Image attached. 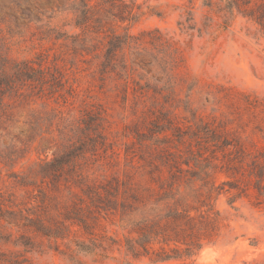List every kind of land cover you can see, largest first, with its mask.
<instances>
[{
	"label": "rangeland",
	"instance_id": "1",
	"mask_svg": "<svg viewBox=\"0 0 264 264\" xmlns=\"http://www.w3.org/2000/svg\"><path fill=\"white\" fill-rule=\"evenodd\" d=\"M75 3L0 0V195L7 198L12 194L19 201L36 195L35 188L20 186L19 178L11 173L22 176L41 161L50 160L56 147L49 139L56 137V129L95 108L107 119L108 137L115 142L118 156L114 158L117 164L100 157L87 173L90 179L122 175L124 144L131 141L123 135L154 117L149 111L153 103L183 126L200 121L208 124L240 145L248 156L233 175L217 153L222 168L212 178L221 188L213 195V207L220 214L218 229L214 242L188 259L152 263L145 257L134 260L126 256L124 238L128 234L111 215L99 219L93 236L70 225L64 239L33 235L31 249L0 242V252L32 264H264V189L257 190L247 172L253 156L264 154V31L236 8L228 9L224 0H134V21L110 19L115 33L127 32L139 39L124 51L127 70L136 69L125 79L117 72L101 75L104 38L111 31L75 28ZM175 49L178 67L171 71L169 61ZM137 52L150 63L145 70L131 63ZM20 62L57 69L62 76L59 91L39 96L20 86L17 94L6 86L14 65ZM163 66H167L166 72L161 70ZM45 114L51 116L52 136L29 130V122ZM62 196L65 201L67 193L63 191ZM91 240L98 246L95 253L77 252L75 241Z\"/></svg>",
	"mask_w": 264,
	"mask_h": 264
},
{
	"label": "trees",
	"instance_id": "2",
	"mask_svg": "<svg viewBox=\"0 0 264 264\" xmlns=\"http://www.w3.org/2000/svg\"><path fill=\"white\" fill-rule=\"evenodd\" d=\"M224 1L228 9L236 8L264 31V0ZM133 5L134 0H76L72 7L77 14L75 28L84 32L111 31L104 38L101 75L117 72L119 77L129 79L136 71L127 70L124 51L139 39L127 32L115 33L111 24L112 20L134 21L137 16ZM74 40L80 41L79 36H74ZM177 53L175 49L169 61L171 71L178 67ZM131 63L142 70L150 64L140 52L135 53ZM37 64L38 68L32 62L16 63L12 80L5 85L17 94L25 86L39 96L57 93L62 86L60 72ZM167 69V66L161 67L163 72ZM2 85L0 81V107ZM149 111L154 116L151 120L144 119L123 135L131 137V141L124 144L126 168L122 175L114 173L109 179L103 176L100 181L89 178L90 167L103 156L117 164L114 158L118 156L114 151L115 142L109 140L107 119L101 109L84 111L76 122L58 127L56 137L52 136L49 114L33 118L29 130L38 136L51 135L49 140L55 142L56 150L50 160L41 161L26 174L11 173L19 178L20 186H32L37 194H29L28 202L19 201L12 194L7 198L0 195V242L29 250L35 244L34 236L55 241L64 239L70 225L93 236L91 232L99 219L111 215L128 234L124 249L126 256L134 260L145 257L152 263H162L188 259L204 245L212 244L220 216L213 207V195L221 190L212 178L222 168L217 153L222 154L226 170H231L233 175L242 169L244 157L248 155L240 145L206 123L183 126L168 111L156 109L155 103ZM109 151L111 155L107 156ZM250 163L248 176L254 178L257 190H263L264 154L253 156ZM63 191L67 193L65 201H62ZM74 245L78 253L85 255L98 250L94 240L75 241ZM0 264L32 263L19 259L18 255L0 252Z\"/></svg>",
	"mask_w": 264,
	"mask_h": 264
}]
</instances>
